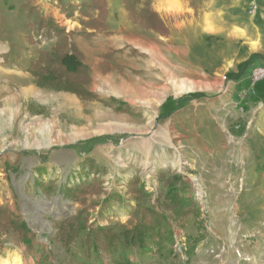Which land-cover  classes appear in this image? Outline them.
<instances>
[{
    "label": "rangeland",
    "instance_id": "1",
    "mask_svg": "<svg viewBox=\"0 0 264 264\" xmlns=\"http://www.w3.org/2000/svg\"><path fill=\"white\" fill-rule=\"evenodd\" d=\"M160 1L0 0V45L15 41L0 60L60 45L89 69L82 96H0V262L114 264L119 249L83 243L89 227L161 211L172 184L200 214L164 222L173 242L129 249V264H264V79L255 92L248 79L263 56L246 40L262 0ZM78 215L86 228L66 244Z\"/></svg>",
    "mask_w": 264,
    "mask_h": 264
},
{
    "label": "trees",
    "instance_id": "2",
    "mask_svg": "<svg viewBox=\"0 0 264 264\" xmlns=\"http://www.w3.org/2000/svg\"><path fill=\"white\" fill-rule=\"evenodd\" d=\"M37 53V57L29 67L37 86L72 92L80 96L87 94L82 88L81 77L88 78L89 69L82 61V54L79 51L72 48L69 53L62 51L61 46L58 45L50 51L39 50ZM103 139L104 137H95L88 140L87 149ZM78 144L75 143L70 147L78 148ZM138 190L141 193L140 196L147 195L144 189ZM161 207L162 210L159 211L152 207L136 206L133 213L138 217L137 222L130 227L121 226L120 232L114 231L116 224L97 226L94 229L89 227L83 243L95 250L100 245L107 251L119 249L114 264H129L126 255L129 249L150 252L160 250L166 242H173V233L170 228L164 227V222L175 221L176 225L183 227L188 215L197 217L200 214L198 206L192 198L185 195L184 189L172 184L167 187ZM166 211L169 212V216L165 213ZM84 220L81 215H78L69 223L67 240L63 239L66 244L75 234L86 228Z\"/></svg>",
    "mask_w": 264,
    "mask_h": 264
},
{
    "label": "crops",
    "instance_id": "3",
    "mask_svg": "<svg viewBox=\"0 0 264 264\" xmlns=\"http://www.w3.org/2000/svg\"><path fill=\"white\" fill-rule=\"evenodd\" d=\"M163 1H165V0H163ZM259 5H260V8L262 11L260 10L258 15L253 18L254 23L251 25V30L249 31L248 34L246 33V37H247L246 40L247 41H250V42L258 41V43L256 45L249 47L250 51L253 53H257V55L263 56V57H260L257 61H255L253 64L250 65V67H252V68L254 66H257V65L264 66V0H262ZM25 17H27V16H25ZM83 31L85 32L84 34L86 36H91V37L93 36V34H91L93 29L84 28ZM19 40H20L19 42L21 44V47L18 50L19 54H23L26 51H32V49H26L28 44H27V41L25 39L19 38ZM83 40H84V37L77 36L74 38V43L78 42L79 45H81V44H83ZM10 41L11 42L6 40L0 46L4 50L9 51L11 49L10 44H12V42L14 40H10ZM30 46L36 48L35 53H37L39 51L38 47H36L34 45H30ZM75 46H77L76 43H75ZM77 48H78V46H77ZM78 50L80 52H82L79 48H78ZM36 55L37 54H33V56H32L29 54V57L27 59L22 57V58H18V59L15 58L12 60L8 58V61H4L3 59L0 60V96L2 94H6V93L9 94L7 97H11L14 95L16 96L17 94L13 93L11 88L12 87L16 88L17 86L20 88L23 95L24 94L25 95H36L38 93V91L37 92L34 91V88L37 89V86L35 85V82H34V76L29 71L30 64L37 57ZM248 79H249V76H248ZM262 80H260L257 83V85ZM261 92L264 93V86H262ZM66 96H68V95H66Z\"/></svg>",
    "mask_w": 264,
    "mask_h": 264
},
{
    "label": "built area",
    "instance_id": "4",
    "mask_svg": "<svg viewBox=\"0 0 264 264\" xmlns=\"http://www.w3.org/2000/svg\"><path fill=\"white\" fill-rule=\"evenodd\" d=\"M256 10V6L255 4L252 2L250 7H249V12L250 13H255ZM41 34L38 36V38H41ZM223 78H226V76L224 75ZM264 78V66L261 65H257L254 66L251 69V72L249 74V86L252 90V92H255V86L257 85V83L262 80Z\"/></svg>",
    "mask_w": 264,
    "mask_h": 264
},
{
    "label": "bare ground",
    "instance_id": "5",
    "mask_svg": "<svg viewBox=\"0 0 264 264\" xmlns=\"http://www.w3.org/2000/svg\"><path fill=\"white\" fill-rule=\"evenodd\" d=\"M175 0H165V1H160L158 4V7L163 10V11H167L171 8V6H173ZM66 98V100H70V101H74L72 97L70 96H64ZM69 101V102H70ZM73 103V102H72ZM74 104V103H73ZM77 130V129H76ZM79 132H83V129H78ZM0 264H20L19 261H15V260H11V261H6L3 260L0 262Z\"/></svg>",
    "mask_w": 264,
    "mask_h": 264
}]
</instances>
